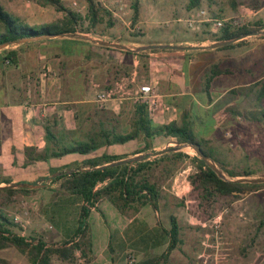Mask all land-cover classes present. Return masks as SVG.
<instances>
[{"label": "crops", "instance_id": "1", "mask_svg": "<svg viewBox=\"0 0 264 264\" xmlns=\"http://www.w3.org/2000/svg\"><path fill=\"white\" fill-rule=\"evenodd\" d=\"M100 2L107 8L104 0ZM110 3L118 5L119 9L122 7L120 0ZM243 7V4L237 7V17L244 9L248 10ZM254 11L255 18L262 19L264 24V5ZM112 14L115 19H120L117 13ZM193 14L195 11L190 12L189 17ZM58 18L61 16L57 15ZM202 27L197 30V34L201 35ZM157 31L152 30L155 35ZM122 34L123 37L120 36ZM76 35L133 48L146 46L130 41L125 33H120L114 27L110 34L102 37ZM161 36L146 44L171 47L153 49L156 51L145 52L141 56L137 53L149 50L123 51L100 46L82 37L17 43L11 47L17 52L16 66H9L1 60L7 46L0 48V185L5 183L4 178L13 183L35 184L45 179L43 176L48 168L69 166L48 176L44 186L38 188L40 191L46 184L49 189H53L50 183L54 177L59 176L57 173L89 168L76 167L77 161L103 154H126L122 159L143 154H135L144 146L142 137L121 145H108L103 143L105 140L101 134L125 135L132 131L135 106L139 102L137 92L144 84H152L160 95L159 109L151 116L153 125H167L171 122L179 124L181 115L186 113L192 121L198 119L200 125H204L203 130L197 134L208 133L206 138L219 128L218 116L243 111L244 98L248 97V94L243 93L244 88H247V93H253L256 103L254 108H259L251 89L254 81L241 87L225 85L228 77L236 73L228 67L230 74L216 77L210 85L209 93L202 91L203 74L211 64L220 62L216 61L218 59L212 62L210 56L221 58L222 51L236 47L219 51H184L173 48L212 44L209 41L195 43L193 36L188 37L180 26L171 27L169 34ZM259 61L260 58H257L241 65V76H253V71L256 72L254 67ZM220 86L221 89H216ZM233 89L236 90L235 95L231 94ZM107 91L113 92L112 98L103 103L98 102L97 93ZM49 134L53 139L51 142L46 137ZM91 139L96 141L98 148L87 155H65L46 161L39 158L46 151H61ZM161 139L155 137L152 140L154 146L150 151L159 152L175 142L171 140L160 144ZM39 167L42 171L38 170ZM170 179L169 185L160 186L158 211L145 206L136 214L121 215L113 206H107V202L99 204V209L103 212L107 209L110 217L106 222L102 219L107 229L103 231L98 228L100 230L96 236L90 237L92 264H126L127 254L133 256L135 264L160 258L167 253L170 243L171 217H174L178 227V244L174 250L169 251L167 260L159 259L156 264H203L204 261L211 264L221 258L219 253L224 250L227 242L218 240L215 234L210 233L205 221L193 217L194 213L191 212L194 207L188 205V186L185 184L180 189L178 178L172 175ZM161 210L168 213L165 224L162 222ZM70 229L72 226L62 227L58 236L63 239L67 232L70 233ZM201 235L202 238L197 241ZM193 243H200L198 251ZM253 257L252 252L232 258L226 255L223 264H249ZM113 258L116 261L112 263Z\"/></svg>", "mask_w": 264, "mask_h": 264}, {"label": "trees", "instance_id": "2", "mask_svg": "<svg viewBox=\"0 0 264 264\" xmlns=\"http://www.w3.org/2000/svg\"><path fill=\"white\" fill-rule=\"evenodd\" d=\"M87 4V15L82 17L79 13L66 8L60 0H38L41 6H50L57 13L61 14V18L55 21L43 24L39 26H30L20 18L11 15L0 7V46L6 45L7 49H4L2 61L9 66L17 65V52L11 49L12 46L17 45L20 40H28L34 37L53 35V34H86L90 36H105L110 34V30L114 27L116 22L106 8L103 7L96 0H85ZM211 1V0H209ZM203 0H189L187 4V10L192 11L194 9H200ZM231 5H234V1L231 0ZM133 18L132 23H135L139 16L138 5H133ZM210 16L216 18L214 14L210 13ZM209 30V24L204 23L203 27ZM202 30L201 35L194 33L193 40L195 43H202L209 41L211 43L218 41H225L240 37L242 35L258 33L264 30V25L260 22L254 24H245L240 27H233L225 24L223 28L218 31L210 32ZM243 41L236 42L221 48L215 49V51L231 49L243 45ZM28 43V42H24ZM156 50H149L144 52H138L137 54L144 55L145 52H154ZM131 54V53H126ZM144 57V56H143ZM255 70L264 71V59L254 67ZM230 74V71L222 62H216L211 64L201 78V88L204 93H209L210 85L212 81L220 76ZM251 89L254 91V96L258 102L259 108L250 110H243L242 112H231L234 116L241 117L243 120L249 122H261L264 120V75L263 78L254 83ZM236 90H231V94L235 95ZM193 122L189 115L183 113L179 124L171 122L167 125H153L151 123V115L146 109L145 104L138 102L135 106V116L133 129L130 133L125 135L119 134H107L102 132L101 138L105 140L104 144H125L132 140H138L142 137L144 146L140 151L135 152L142 153L152 150L154 144L152 140L155 137H161V143L168 141H175L177 143L194 142L199 145L201 151L211 158L230 179H236L239 177H249L254 174L250 170L235 171L228 169L220 160H218L213 153V150L208 147L207 135L208 133L200 136L198 139L194 135ZM47 140L51 142L52 136L49 134L46 136ZM158 144V143H157ZM98 146L95 140H89V142H80L74 144L69 148H64L61 151H51L39 158L42 160H48L49 158H59L65 155H87L90 152L97 150ZM28 151V150H27ZM126 154L121 155H107L103 154L94 158H88L85 160L77 161L76 167H97L102 166L114 161H118ZM185 157V154L181 151L162 154L153 159H143L129 164H122L115 167L103 168L100 170L90 172H74L71 174H62L54 177L51 182H60V189L65 195H68L66 203L68 205H75L74 223H76L72 233L65 235L63 241L59 244L47 245L39 239L28 237L23 233L21 226L14 223L13 219L8 218L5 213L0 209V250L13 247L24 255L30 264H54V261L72 263L74 253L76 250H80L83 256L88 258L91 254V239L89 236L88 217L91 211H95L101 216L102 212L97 208V203L100 200H106L112 205L121 215L136 214L143 207L150 206L153 211H158L160 200V187L158 184L150 181V173L154 170L160 169V175L164 178H170L176 168V165ZM195 161V173L190 177V183L193 189L197 192V198L199 200V209L202 210L204 201H208L212 197L231 198L246 191L255 190L264 187L263 184H242L233 183L230 181L221 180L205 163L198 157L194 158ZM82 165V166H80ZM65 167L48 168L46 174L43 176L46 180L48 176L55 172L60 171ZM42 171V168H38ZM5 183L9 182L8 178H4ZM35 180H33V183ZM36 191L35 189H9L0 191L5 202H9L11 197L15 194H29ZM52 209L53 215L51 219H60L61 207L56 202ZM62 203V202H61ZM130 213H127V211ZM172 226L170 229V243L167 248V253L162 254L160 258L153 259L143 264H156L159 259L167 260L169 251L176 248L178 244L176 221L174 217H171ZM263 224V222H262ZM16 229H19L21 233H17ZM88 262V260H87ZM0 264H6L4 260L0 259Z\"/></svg>", "mask_w": 264, "mask_h": 264}, {"label": "rangeland", "instance_id": "3", "mask_svg": "<svg viewBox=\"0 0 264 264\" xmlns=\"http://www.w3.org/2000/svg\"><path fill=\"white\" fill-rule=\"evenodd\" d=\"M60 1L66 8L79 13L84 18L86 17L87 4L85 0ZM96 1L102 5L100 0ZM112 1L114 0H104L107 8L104 5L103 7L110 13H117V16L120 17V19H114L116 21L114 28L119 30L120 33H125L130 41L140 42L142 45H147L155 37L166 36V34H169L171 27L177 28V26H180L181 31L188 37L194 36L193 33L196 31L189 30L185 24V20L192 11L203 9L209 14H214L217 19H230L237 18V7L239 5L243 4V8L251 10H256L259 6L264 5V0H233L234 5L230 4L231 0H203L200 9L188 11L187 4L189 0H120L122 9H119L118 5L110 3ZM72 2H76V5L73 6ZM134 4L138 5L139 16L136 22L132 23V8ZM0 7L30 26H39L46 24L45 22H53L57 18V15L61 16L60 13L58 14L50 6L39 5L38 0H0ZM261 20L254 18L248 24L256 22L263 24ZM203 29H205L204 32H210L209 30H211L210 27L209 30L206 27ZM152 30H158L157 34L155 35ZM258 33L261 35L241 39L244 40L243 45L233 50L222 51L221 58L210 56L212 62L218 59L216 61L222 62L231 71L235 70L236 73H232L228 77L225 83L226 86L241 87L243 84L246 86L253 81L256 83L263 78L264 71L262 70L253 71V76L251 74L241 76L239 72L241 71V65L257 58H260V61L264 59V30ZM120 36L123 37V34ZM216 89H221V86ZM243 93L248 94V97L244 98L243 101V110H250L256 107L253 93H247V88L243 89ZM261 107H264V105H261ZM236 117L233 114L217 117L220 126L207 138L208 147L213 150L214 156L228 169L235 171L250 170L254 174L249 177H262L264 176V120L261 122H249L243 120L241 117ZM192 127L194 135L198 139L197 133L203 130L204 125H200L199 120L196 119ZM199 135L201 136L202 134ZM174 146V144H171L167 148ZM152 152L155 151H146L143 154ZM181 152L185 154V157L176 165L172 175L178 178L177 185L180 189L185 184L188 186L190 195L188 202L190 204L188 205L191 206L192 204L194 207V211L191 212V214L194 213L193 217L201 222L205 221L207 225L206 229L210 233L215 234L218 240L227 242L220 254L232 258L252 252L254 257L248 263L264 264V187L246 190L231 198L212 197L208 201H204V206L200 210L197 192L190 183V177L196 171L194 158L198 156L189 147L184 148ZM155 157H149L148 159L151 160ZM160 169L161 167L150 173V181L158 184L159 187L161 185L167 186L171 182V179L161 176ZM185 171L187 173L184 174L183 172ZM50 184L53 186V189H49L48 185L45 184V187L40 191L37 189L26 195L15 194L9 202H5L2 196H0V209L7 217L13 219V216L19 215L25 221L26 227L23 233L19 229H16V232L39 239L49 246L59 244L66 238V236H63V239H61L58 236V232L62 227L71 228L72 226V229L75 227L76 223L72 224L73 220H75L73 213L77 204L80 205L78 202L75 203L76 206L74 204L68 205L65 202V198L68 195H65L60 189V182H51ZM254 191L257 192L254 193ZM251 192L253 193L251 194ZM102 201L107 202L106 200H100L97 203L98 209ZM56 202L61 207L62 217L60 219H51L53 215L52 209L57 204ZM183 203L181 201L182 205ZM106 204L107 206H112L108 202ZM103 209H105L104 206ZM99 210L103 216L94 211L88 217L90 237L91 235L93 237L96 236V232L100 229L103 231L107 229L102 223V219L106 222L107 218L110 217L109 212L107 209L104 210L105 212L101 209ZM169 212L173 213L172 210ZM127 213H130V211L128 210ZM167 214L166 211L161 210L163 224H165ZM218 216H220L221 220L218 228H215L212 220ZM47 226H51V229H48ZM72 229H70V233H72ZM66 235H68V232ZM201 238L202 235L197 241ZM194 246L198 251L200 243H195ZM0 259L4 260L6 264H30L27 258L13 247L0 250ZM84 260L83 264H92V254L88 258L84 257ZM111 261L113 263L116 259L113 258ZM75 263L74 257L72 263L54 261V264Z\"/></svg>", "mask_w": 264, "mask_h": 264}, {"label": "water", "instance_id": "4", "mask_svg": "<svg viewBox=\"0 0 264 264\" xmlns=\"http://www.w3.org/2000/svg\"><path fill=\"white\" fill-rule=\"evenodd\" d=\"M261 34L259 33H253V34H247V35H242L240 37L234 38V39H230V40H225V41H218V42H214L212 44H210L209 46H185V47H176L174 46L173 48H178L184 51H190V50H207V49H211V50H215L217 48H221L230 44H233L245 37H249V36H259ZM76 37H82L88 41L94 42L100 46L103 47H110V48H115V49H119V50H123V51H134V52H138L141 50H153V49H159V48H168L171 47L169 45H157V44H150V45H146V46H142L139 48H133V47H128L122 44H118V43H110V42H105V41H101V40H95L91 37L88 36H81V35H76V34H53V35H46V36H39V37H34L32 39H28V40H20L17 43H23V42H27V41H36V40H43V39H53V38H76ZM6 45H2L0 46V48L5 47ZM174 147H170V148H165L159 152H152V153H147V154H139L136 156H133L131 158H125V159H121L118 161H114L102 166H97V167H93V168H86V169H76V170H69L67 172H62V173H57L56 175H62V174H71L74 172H90V171H95V170H100L103 168H110V167H115L118 165H122V164H129V163H133L136 161H140L149 157H155L157 155H161V154H167V153H173V152H179L182 151L184 148H192L195 153L197 154L198 158L201 159L205 165L207 167H209L221 180L223 181H230L233 183H242V184H263L264 183V176L262 177H258V178H253V177H239L236 179H230L225 173H223L219 167L217 166V164L208 156H206L200 149L199 145L194 143V142H184V143H177L174 142ZM44 181L45 180H39L37 183L32 184V183H13V182H6L3 185H0V191L3 190H9V189H38L40 187L44 186ZM46 182V181H45Z\"/></svg>", "mask_w": 264, "mask_h": 264}, {"label": "built area", "instance_id": "5", "mask_svg": "<svg viewBox=\"0 0 264 264\" xmlns=\"http://www.w3.org/2000/svg\"><path fill=\"white\" fill-rule=\"evenodd\" d=\"M72 5L75 6L76 2H72ZM122 9V8H121ZM254 10L248 9L243 10L242 14L237 18H230V19H217L210 16V14L203 9L196 10L195 14L191 15L185 20V24L187 28L191 31H196L200 28L204 23L209 24L212 31H218L221 28L224 27L225 24H228L233 27H240L242 25L248 24L249 21L254 19L256 17V14L254 13ZM112 91L107 92H99L96 95V100L100 103L106 102L113 96ZM138 101L145 104L147 111L151 116L155 114L156 111L159 109L160 105V95L156 88L152 84H144L139 87L138 92ZM220 216L214 218L212 220L213 226L215 228H218L220 224ZM13 221L17 225L21 226L23 230H25V221L22 220V218L19 215L13 216ZM48 229H51V226H47ZM217 233V232H216ZM220 254V253H219ZM220 259H216L211 264H223V260L225 259L226 255L220 256ZM75 258V264H83L84 263V257L80 250H76L74 253ZM126 264H135V259L132 255L127 254L125 257ZM203 264H209V262L204 261Z\"/></svg>", "mask_w": 264, "mask_h": 264}]
</instances>
